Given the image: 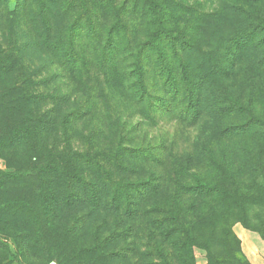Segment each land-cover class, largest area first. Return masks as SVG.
Segmentation results:
<instances>
[{"label": "rangeland", "instance_id": "374dc122", "mask_svg": "<svg viewBox=\"0 0 264 264\" xmlns=\"http://www.w3.org/2000/svg\"><path fill=\"white\" fill-rule=\"evenodd\" d=\"M63 1L68 7L58 18L56 15L55 20L63 26L78 19L82 24L79 27H83H76L78 34H75L69 51L78 63L79 74L73 72L69 62L58 51L44 45L37 35L31 22L34 0H19L17 6L18 0H8V6H3L0 12V47L7 44L12 19L17 22L12 38L17 51L13 70L17 71V79L39 97L38 101L32 100L35 114H50L49 120L53 126L50 125L43 136L44 151H78L96 156L92 163L80 166L84 169L80 176L84 181L81 184L84 191L79 184L74 185V192L84 195L85 200L67 208L59 224L77 232L76 246H90L102 241L105 251L111 255V264H162L156 255L147 257L145 252L149 250L150 226L158 229L157 240L168 242V248L174 252L170 244L174 243L172 238L166 239L160 232L166 227V210L154 205L160 198L157 194L150 196L155 198L152 205L149 198L150 204L148 201L146 207H141L145 201L144 191L138 187L139 182L149 176H191L189 172L185 171V174L184 170L179 174L176 169V164L185 163L187 159L189 167L198 171L206 181L212 180L216 171L207 162L199 164L202 161H198L197 155L194 161L189 154L197 139L204 141L210 133L216 132L218 125L239 120L236 115L223 114L205 127L208 113L205 108L195 109L189 102L187 84L180 79L182 72L179 62L187 61L189 56L204 59L207 51L217 56L222 54L220 57L225 67L228 70L236 68L232 74L220 76L221 83L213 88L215 91L211 94L217 96L213 100L220 101L225 91L237 92L245 101L252 96L256 114L264 119V62L259 68L253 60L256 54H264V45L251 53L252 58L242 62L236 49L231 48L226 41L221 47L219 44H198L191 52L187 49L178 53L172 49L171 54L178 65V81L171 82L156 55L146 46L143 47L144 51H139L146 33L153 27L146 25L143 17L132 13L131 6L135 0H116L117 6L122 7V22L126 24L128 42L125 48L116 50L114 59L110 48L115 40L107 38L106 29L114 23L115 18L106 15L100 7L97 8L98 0ZM157 1L163 5L170 2ZM171 2L185 5L195 14L218 13L223 8L221 0ZM191 18L185 15L173 26L179 31L192 32L194 22ZM91 20L94 25L92 30L89 27ZM243 23L245 21L239 24ZM234 24L227 19L222 24V34L227 37L235 33L240 26ZM64 34L67 35L66 32ZM139 53L146 72L143 92L136 91V77L131 71L132 62ZM113 74L120 75L113 79ZM3 85L4 81L0 77V88ZM65 114L71 118L67 126L63 123ZM240 138H236L237 143ZM236 142L228 144L234 147ZM213 143L216 152L224 146L218 139L213 138ZM119 148L122 151L115 157L113 153ZM20 156L21 153L18 155L13 148L0 147V171H7L9 164L18 163ZM256 171L257 175L253 176L245 171L241 176H225L250 184L252 191L249 195L254 196V199L246 204L243 212L232 205L226 209L224 206L226 220H214V229L219 235L208 250L217 264L224 260L233 264L234 257L244 262L238 251L245 254L240 236L242 231H249L264 242V164ZM95 186L99 196L96 195ZM37 193L34 179L9 180L0 177V225L8 216L22 217L21 213L16 215L19 211L17 205H21V201L35 202ZM168 197L166 195L165 198ZM185 197L192 204L188 209H195L196 212L200 210L199 205L204 211L222 207L219 200L212 196L204 198L185 192ZM101 198L106 207L94 203L93 200L98 199L99 202ZM120 204L123 211H116V206L120 207ZM128 206L134 210L132 213L127 210ZM189 214L188 218L194 220V215ZM28 223L31 225V222ZM25 224L27 222H22V228ZM197 224L200 227L199 222ZM226 226L231 228L237 242L221 236ZM32 228L35 231L38 229L36 226ZM1 232L0 226V244H6L5 248L0 249V261L3 264H58L42 251L43 242L33 247L32 242L26 240L21 241L19 246L13 238L15 230L7 232L6 236ZM22 233L26 234L28 230ZM198 242L201 244L204 241ZM207 257L208 252L204 247L194 246L196 264H208ZM168 261L171 264H183L176 254H172ZM67 264H79V261L71 260Z\"/></svg>", "mask_w": 264, "mask_h": 264}, {"label": "trees", "instance_id": "16d2710c", "mask_svg": "<svg viewBox=\"0 0 264 264\" xmlns=\"http://www.w3.org/2000/svg\"><path fill=\"white\" fill-rule=\"evenodd\" d=\"M166 1L170 2L163 5L157 0H135L131 9L132 13L145 19L146 25L153 27L146 33L143 46L139 48V51H144L143 47L146 46L145 48L156 55L159 65L163 67L171 82L178 81L176 74L178 65L171 54L172 49L178 53L187 49L191 52L198 44H219L221 47L225 43L223 41H226L231 48L236 49L239 61L242 62L246 58H252L251 53L264 45V14L262 13L264 0H221L223 8L218 13L207 14H195L179 2ZM34 2L35 9L31 22L37 35L44 45L58 51L69 62L73 72L79 74L78 63L69 51L75 34H78L76 27L82 24L76 19L63 27L55 20L54 17L57 15L58 18L61 12L68 7L63 0H34ZM18 3L19 0L16 6ZM6 5L8 6V0H0V12ZM98 5L97 8L100 7L106 15L115 18L114 23L106 29L107 38L115 40L110 48L114 59L116 50L125 48L128 42L126 24L122 22V7L117 6L116 0H98ZM185 15L192 16L191 21L194 22L192 32L179 31L173 26V23H178L179 19H183ZM227 19L240 27L235 30V33L226 37L221 29ZM240 21H245V23L239 24ZM16 25L17 22L11 19L7 44L0 47V77L4 81V85L0 88V147L13 148L15 153L18 155L21 153V156L18 163L9 164L7 171H0V177L9 180L34 179L38 193L35 202L21 201V205H17L19 211L16 215L21 213L22 217L10 218L8 216V219L0 225L3 230L1 233L6 236L7 232L15 230L16 234L13 238L19 246L22 244L21 241L26 240H30L33 247L43 242L42 251L58 264H67L71 260L79 261V264H111L109 262L111 255L105 251L102 241H96L90 246H76L74 243L77 232L67 226L63 228L59 224L67 208L76 206L85 200L84 195L74 192V185L79 184L81 190L84 191L81 185L84 181L80 177L84 169L82 170L80 166L92 163L96 160V156L78 151L69 153L44 151L43 136L53 124L49 120L50 114H35L32 100L38 101L39 97L31 93L29 88L17 79V71L13 70L17 51L12 38L15 36ZM93 26L92 21V24H89L91 30ZM54 28L55 33L52 34ZM79 28L83 29V27ZM220 56L207 51L204 59L189 56L187 61L179 62L182 72L180 79L187 84L189 102L195 109L205 108L208 113L204 121L205 127L223 114L239 117L236 122L218 125L216 132L210 133L204 141L197 139L189 154L194 161L197 155L198 161H202L199 164L207 162L206 164L216 171V176L206 181L204 176L188 166L189 160L187 159L185 163L176 164V169L179 174L184 170V173L189 172L191 176L168 178L149 176L142 179L138 185L144 191L143 202H145L141 204V207H146L148 201L149 205L150 199L152 205L155 198H150V196L157 194L160 198L154 205L157 204L166 210V227L160 232L164 237L166 236V239L172 238L174 243L170 244L174 252L168 248V242L157 240L158 229L153 226L148 228L150 237L147 248L149 250L145 252L147 257L156 255L161 259L162 264H171L168 258L172 254H176L183 264H196L194 246H202L207 250L208 264H217L212 252L208 250L219 235L215 232L214 220L217 218L226 220L225 209L231 205L242 212L245 211L246 204L254 199V196L249 195L250 184L240 183L225 176H241L243 171L250 176L257 175L256 168L264 164V119L256 114L254 97L249 96L245 101L237 92L225 91L220 101L213 100L217 96L211 94L215 91L213 88L221 83L220 76L230 75L236 68L231 67L228 70ZM253 60L256 67L260 68L261 63L264 62V54L262 56L256 54ZM131 66V71L136 77V91L143 92L146 72L140 53L137 54ZM118 75L120 74H113V79H116ZM70 120V115L65 114L64 125L67 126ZM237 137H241L238 143L236 142ZM213 138L220 140L221 145H224L219 152L215 150ZM234 142L237 144L231 147L229 144H234ZM7 143L9 144L6 145ZM121 151L122 148H119L113 154L118 157ZM185 192L204 198L205 196L215 197L222 207L217 206L204 211L199 205V212L195 209H188L192 204L187 202ZM96 195H98L97 188ZM166 195L169 197L165 198ZM93 201L98 206H104L102 198L99 202L98 199ZM224 206L225 209H223ZM120 210H122L121 204L120 207L116 206V211ZM127 210H131V213L134 211L130 206ZM189 213L194 215V220L188 218ZM24 215L29 217H24ZM22 222H27L24 228H22ZM28 222H31V225ZM32 226L38 229L35 231ZM128 228L131 229L130 226ZM24 230H28V233L23 234ZM221 236L230 237L237 242V237L229 226L222 230ZM198 241L204 242L200 244ZM5 246L6 244H0V249ZM238 251L243 256L244 262L234 257L232 258L233 264H251L247 256L245 254L244 256L241 250ZM218 263L230 264L225 260ZM0 264H3L2 261Z\"/></svg>", "mask_w": 264, "mask_h": 264}, {"label": "crops", "instance_id": "0c3cea01", "mask_svg": "<svg viewBox=\"0 0 264 264\" xmlns=\"http://www.w3.org/2000/svg\"><path fill=\"white\" fill-rule=\"evenodd\" d=\"M243 251L251 264H264V242L249 231H242Z\"/></svg>", "mask_w": 264, "mask_h": 264}]
</instances>
